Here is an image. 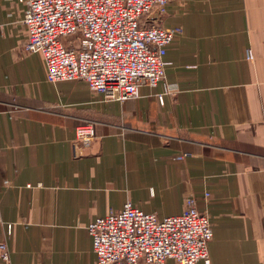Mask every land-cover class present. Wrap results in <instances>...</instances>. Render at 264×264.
<instances>
[{"label": "crops", "instance_id": "0c3cea01", "mask_svg": "<svg viewBox=\"0 0 264 264\" xmlns=\"http://www.w3.org/2000/svg\"><path fill=\"white\" fill-rule=\"evenodd\" d=\"M24 8L0 0V264H96L91 220L125 202L163 218L188 196L212 224L208 264H264V0L152 11L177 29L165 76L122 101L46 80L22 48ZM84 119L95 138L79 154Z\"/></svg>", "mask_w": 264, "mask_h": 264}, {"label": "built area", "instance_id": "2783aa9c", "mask_svg": "<svg viewBox=\"0 0 264 264\" xmlns=\"http://www.w3.org/2000/svg\"><path fill=\"white\" fill-rule=\"evenodd\" d=\"M22 1V48L41 56L46 80H83L104 99L122 101L137 97L140 86L154 87L164 79V55L177 29L161 26L151 12L160 16L168 0ZM252 57L248 48L246 58ZM94 138L92 120L76 125L73 143L79 154ZM10 229L7 224V233ZM87 230L96 264L209 263L212 224L193 196L180 213L163 218L125 202L119 211L91 220ZM9 253L3 240L0 257L6 263Z\"/></svg>", "mask_w": 264, "mask_h": 264}]
</instances>
